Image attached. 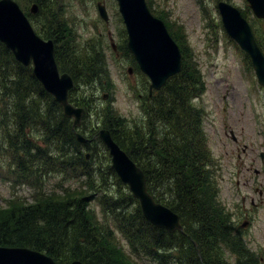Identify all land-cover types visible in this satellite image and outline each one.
I'll return each instance as SVG.
<instances>
[{
	"label": "trees",
	"instance_id": "trees-1",
	"mask_svg": "<svg viewBox=\"0 0 264 264\" xmlns=\"http://www.w3.org/2000/svg\"><path fill=\"white\" fill-rule=\"evenodd\" d=\"M31 1L39 4L43 13L44 30L39 29V34L53 40L60 71L70 74L74 80L69 100L84 108L85 114L81 127L73 129L72 120L64 116L60 104L37 80L32 66L17 62L13 53L0 43V126H9L10 147L15 149V155L9 156L10 165L16 164L17 171L22 168L32 171L39 165L43 174L86 177L87 187H62V191L48 194L37 191L32 203L22 197L7 200L10 207L5 214L0 212V247L29 248L62 264H71L74 260L84 264H124L120 260L124 252L115 228L102 222L90 206L97 199L105 218L111 214L116 225H120L127 251L138 263V259L147 258L156 264H231L226 251L234 256L233 264H263L247 246L230 212L220 201L216 177L219 161L204 132L206 115L193 104L204 94L206 82L186 35L181 37L172 23L151 11L165 22L178 44L182 71L170 78L162 90L143 96L144 122L130 129L125 124L127 120L118 117L111 105L107 109L93 108L98 99L95 91H108L106 79L110 78L101 44L94 48L89 43L85 47L76 39L62 17L59 8L62 0ZM146 1L152 10L150 0ZM242 14L249 16L246 11ZM256 21L251 25L264 52V35L259 37ZM244 57L251 70L249 58L245 54ZM94 111L115 141L144 171L148 190L155 200L180 216L183 231L171 234L156 228L146 220L140 205L130 211L129 206L136 201L131 195L114 199L106 191L102 193L103 185L95 190L97 181L105 173L118 176L107 167L100 170L99 179L93 163L94 158L98 159V150L92 147L100 141L80 144L75 136V131L87 133V138L92 140L98 133L91 126ZM31 128L42 137L41 144L28 135ZM6 138L4 133L7 143ZM85 149L90 152L89 158ZM26 175L24 182L28 183L33 175Z\"/></svg>",
	"mask_w": 264,
	"mask_h": 264
},
{
	"label": "rangeland",
	"instance_id": "rangeland-1",
	"mask_svg": "<svg viewBox=\"0 0 264 264\" xmlns=\"http://www.w3.org/2000/svg\"><path fill=\"white\" fill-rule=\"evenodd\" d=\"M14 1L23 9L24 4L32 2L31 0ZM218 1L220 0H150V3L151 11L155 15L165 17L167 19L165 21L172 23L177 28L175 30L182 34L181 37L186 35L188 46L202 71L206 82V92L193 104L198 109H202L206 115L203 124L204 132L211 151L219 161L216 177L220 187V201L230 212L232 222L241 232L247 246L252 253H256L262 259L264 264V158H262V155L264 156V87L259 86L252 64V69L249 70L244 52L225 33L217 9ZM225 1L236 6L241 12H248V20L253 21L254 18L246 0ZM62 3V6L58 7L76 39L83 45L91 43L94 48L101 44L102 51L107 57L110 73V78L106 79L108 91L103 89L95 91L98 99L94 102L93 108L100 106L107 109L111 105L118 117L127 120L125 124L130 129L134 124H142L144 122L142 98L149 93L150 80L141 72L134 56L132 62V55L126 48L127 32L117 16V1L62 0ZM98 3L106 5L110 15L109 23H105L99 16ZM36 19L38 21L32 25L39 34V29L44 28L42 11H40V18ZM256 22L261 38L264 35V22ZM39 35L47 39L41 32ZM181 40L184 42L183 38ZM112 41L115 44L122 41L118 56L106 48ZM130 69L131 74H129ZM79 94L83 95V93ZM105 95H107L106 98H104ZM96 111H99V108ZM96 111L91 114L93 121L91 126L95 133L105 128L101 123V117L96 115ZM8 129L9 126H0V142H2L0 145L2 147L0 148V212L4 211L2 215L10 207L6 200L12 199L14 194L27 198L29 203H32L33 193L37 191L48 194L55 190V192L62 191V187L65 189L87 187L84 184L86 177L78 179L74 177V174H65L66 177L63 173L43 175L40 171H36L38 179L35 188L18 182L20 176L24 174L21 170L17 171L16 164L10 165V157L15 155V149L10 147L11 138L8 135ZM11 130H14V127ZM4 133H6L7 143L4 141ZM28 135L34 142L41 144L42 137L37 134L36 129H29ZM83 135L86 138L89 137L87 133ZM233 136L237 138L236 142L233 141ZM19 147V150H22L21 146ZM92 149L98 150V159L94 158L93 163L94 168L98 169L97 177L100 179L102 175L100 170L111 167V158L106 147L100 142ZM84 153L90 152L85 149ZM38 168H40L39 165ZM106 174L97 181L95 190L103 185V189H100L102 193L106 191L108 196L114 199L132 196L129 187L119 178L113 174L107 176ZM29 180H32V177ZM25 181H27L26 178ZM262 191L263 194H261ZM90 206L102 222L115 228L117 238L120 240H118L119 246L124 252V256L120 259L124 264L157 263L147 258L139 259V263L137 258L133 259L122 240V233L118 228L120 225H116L113 216L108 214L105 218L103 207L97 199L93 200ZM138 206L139 202L133 201L129 210L135 211ZM245 223L247 225L244 227ZM225 254L228 262L233 264L234 256L226 251Z\"/></svg>",
	"mask_w": 264,
	"mask_h": 264
},
{
	"label": "water",
	"instance_id": "water-1",
	"mask_svg": "<svg viewBox=\"0 0 264 264\" xmlns=\"http://www.w3.org/2000/svg\"><path fill=\"white\" fill-rule=\"evenodd\" d=\"M128 35V48L140 70L150 80V96L159 91L173 76L182 70V54L178 44L170 35L165 23L150 11L146 0H116ZM254 17L264 20V0H246ZM217 8L227 35L252 61L258 82L264 87V54L249 21L242 12L227 1H220ZM38 6L34 5L33 12ZM102 19L109 21L106 7L99 6ZM0 43L6 46L17 62L32 66L33 73L43 88L60 104L65 117L73 122V129L82 125L85 109L73 105L69 93L74 80L62 73L55 57L52 40L37 35L34 27L19 4L14 0H0ZM132 70H129V74ZM107 95L104 96L106 98ZM81 144L99 139L111 158V169L120 181L127 185L132 196L139 201L146 220L159 229L173 234L183 231L180 216L170 208L158 203L149 192L144 171L115 141L109 129L102 128L89 140L75 131ZM89 157V155H87ZM0 264H61L50 256L29 248L0 247ZM71 264H84L74 260Z\"/></svg>",
	"mask_w": 264,
	"mask_h": 264
},
{
	"label": "flooded vegetation",
	"instance_id": "flooded-vegetation-1",
	"mask_svg": "<svg viewBox=\"0 0 264 264\" xmlns=\"http://www.w3.org/2000/svg\"><path fill=\"white\" fill-rule=\"evenodd\" d=\"M117 4V6H118V3H116ZM34 5H37L38 6V10H37V12H33L32 11V8H33V6ZM100 5H103V6H105L106 7V5L105 4H103V3H98L97 4V10H98V14H99V16H100V13H99V6ZM20 6V5H19ZM21 7V6H20ZM21 9L23 10V12L25 13V15L28 17V19H29V21L31 22V24H33V23H36L38 20L36 19L37 17L38 18H40V11H41V6L39 5V4H37L36 2H34V1H32L31 2V4H29V3H26V4H24V9L21 7ZM106 10H107V12H108V15H109V11H108V9H107V7H106ZM117 16H118V18H119V20H120V22H122L123 23V21H122V18H121V15H120V13H119V7H118V13H117ZM101 17V16H100ZM102 19V18H101ZM105 23H109V21H110V15H109V21L108 22H106L104 19H102ZM33 26V25H32ZM35 29V28H34ZM42 31L44 30V28H42L41 29ZM36 31V30H35ZM37 33V32H36ZM38 36H40L41 37V35H39V34H37ZM42 39H44V40H51V39H45V38H43V37H41ZM110 38V37H109ZM53 41V40H52ZM127 42H128V35H127ZM120 42H117V44H115L113 41L111 42V44H110V46L108 47V46H106V48H109L112 52H114V53H116V55L118 56L119 55V49H120V47H122V41H121V43L119 44ZM89 43H87V44H85V45H83V46H85V47H87V45H88ZM55 45V44H54ZM127 46V45H126ZM101 47H102V45H101ZM103 49V48H102ZM127 49H128V51L131 53V51L129 50V48H128V46H127ZM132 55V54H131ZM133 56V55H132ZM236 138V137H235ZM233 141H237V138L236 139H233ZM36 171H40V168H35V169H32V171L31 170H27V168L25 169V170H23V168H22V170H21V173L23 172V174L24 175H21L20 176V178L18 179V182H20L21 180H22V182H23V184H27V185H29L30 187H32V188H35L36 187V185L37 184H35L36 183V181H37V179H38V176H36ZM41 172V171H40ZM42 173V172H41ZM51 173H53V172H50V173H47V174H51ZM26 174H31V175H33V176H35V177H33L32 176V180H28V183H26V182H24L25 181V175ZM43 174V173H42ZM43 175H46V173L45 174H43ZM30 179V178H29ZM261 194H263V191L261 192ZM29 199H27V201H28ZM29 202V201H28ZM262 260V259H261Z\"/></svg>",
	"mask_w": 264,
	"mask_h": 264
}]
</instances>
